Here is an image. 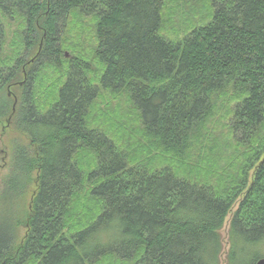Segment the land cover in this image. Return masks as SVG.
<instances>
[{
  "label": "trees",
  "instance_id": "obj_1",
  "mask_svg": "<svg viewBox=\"0 0 264 264\" xmlns=\"http://www.w3.org/2000/svg\"><path fill=\"white\" fill-rule=\"evenodd\" d=\"M0 68V264L264 258V0H0Z\"/></svg>",
  "mask_w": 264,
  "mask_h": 264
},
{
  "label": "rangeland",
  "instance_id": "obj_2",
  "mask_svg": "<svg viewBox=\"0 0 264 264\" xmlns=\"http://www.w3.org/2000/svg\"><path fill=\"white\" fill-rule=\"evenodd\" d=\"M16 66H17V64L14 65V67H16ZM16 71L18 72V69ZM0 73H2L1 70H0ZM96 116L99 117L97 114H96ZM93 120L94 119H91V121H93ZM96 122L97 121L95 119L94 123H96ZM3 126H8L5 121L3 124L0 125V186L2 185L3 177L7 173V168H9V166H10L12 147L14 146V144H18V143L22 144L24 142V140L26 141V138H24L23 135L20 134V131H16L14 129V126H15L14 124H12L6 128H3ZM5 167H7V168H5ZM30 200H31V196H28V197L24 198V200L22 199L21 201H19L20 203H18V204H20V208H19V210H17V212H16V204L17 203L13 202V211H12L13 217L18 219L19 215L21 213L24 214V212L29 207ZM235 208H236V206L233 208V211H235ZM231 216H232V214L228 215V217L226 218L224 227L220 232L221 236H222V241H223V253L221 256V264H225V255L227 254V251L229 249L228 230H229V223H230ZM20 217H21V215H20ZM8 226H9V220L6 218V215L3 212V203H0V237L2 235L4 237L5 235H7V233H9ZM17 226H18V228L20 227L19 232H18V228H17L19 238H22L26 232L24 225L21 226V224L18 223ZM260 256L264 257V250L260 253Z\"/></svg>",
  "mask_w": 264,
  "mask_h": 264
},
{
  "label": "water",
  "instance_id": "obj_3",
  "mask_svg": "<svg viewBox=\"0 0 264 264\" xmlns=\"http://www.w3.org/2000/svg\"><path fill=\"white\" fill-rule=\"evenodd\" d=\"M256 264H264V258L259 259V260L256 262Z\"/></svg>",
  "mask_w": 264,
  "mask_h": 264
},
{
  "label": "bare ground",
  "instance_id": "obj_4",
  "mask_svg": "<svg viewBox=\"0 0 264 264\" xmlns=\"http://www.w3.org/2000/svg\"><path fill=\"white\" fill-rule=\"evenodd\" d=\"M39 65V64H38ZM88 151V150H87ZM93 154V153H92ZM45 159V158H44Z\"/></svg>",
  "mask_w": 264,
  "mask_h": 264
}]
</instances>
